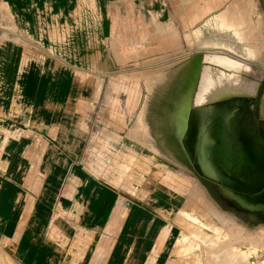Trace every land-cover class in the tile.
Returning <instances> with one entry per match:
<instances>
[{
    "label": "crops",
    "instance_id": "crops-1",
    "mask_svg": "<svg viewBox=\"0 0 264 264\" xmlns=\"http://www.w3.org/2000/svg\"><path fill=\"white\" fill-rule=\"evenodd\" d=\"M183 2L0 0V264H186L179 258L189 239L185 216L203 209V186L217 188L191 165L193 174L181 167L172 173V161L182 158L165 152L157 161L164 173L159 184L130 192L103 175L91 120L113 92L108 79L122 77L125 63L149 80L159 71L155 65H164V92L153 88L150 95L176 97L186 89V96L179 115L170 112L171 103L149 100L151 143L175 154L171 138H179L193 160L187 117L198 106L186 99L201 94L209 78L234 74L236 61L253 65L252 29L264 23V10L244 15L236 41L234 25L203 23V9L192 14L196 23H187ZM82 113H89L88 131L81 128ZM123 131L116 123L111 137L98 140L137 143ZM115 155L125 160L124 153Z\"/></svg>",
    "mask_w": 264,
    "mask_h": 264
},
{
    "label": "rangeland",
    "instance_id": "rangeland-1",
    "mask_svg": "<svg viewBox=\"0 0 264 264\" xmlns=\"http://www.w3.org/2000/svg\"><path fill=\"white\" fill-rule=\"evenodd\" d=\"M187 12V23H196V17L192 15L196 8L198 10H204L203 23H212V19H221L219 22L231 26L234 25L236 34V41L239 40L238 30L242 28L244 15L251 14L259 16L261 9L264 10V3L262 0H183ZM223 9V10H222ZM228 9H235V12L228 16L216 17L211 15L212 12L227 11ZM200 20V22H202ZM216 20H213V22ZM218 22V21H216ZM253 25L252 31V48L251 59L253 65L247 66L249 68L248 75L253 81L261 80L264 77V54L260 47L264 45V23ZM226 26V27H227ZM194 35V34H193ZM190 34L188 38L190 39ZM193 55H188L185 60H189ZM130 57H125L129 59ZM183 61V62H184ZM177 64L168 65L169 68L177 66ZM136 65L125 63L124 74L118 80L108 79L107 86L109 94L102 97L101 104L103 105V111L92 112V137L93 152H96L98 160L101 162L103 175L105 178L112 181H118L124 184V188L133 193L139 190L138 187L147 189V185L159 184L163 179V169L158 166L157 161H162L165 157V152L172 155L173 158H179V160L172 161L174 169H171L174 173L182 169H186L189 173L193 172L187 167L191 165L194 171L198 172V162L189 160L184 154V150L181 148V144L178 142L179 138L172 137L171 141L176 148L175 154L171 153L169 147H158V145L151 143L153 139L148 125L145 121V115L149 104H167L171 103L170 112L180 113V105L184 103L186 96L185 91L180 96L173 95L159 96L154 98L150 95L155 88L156 92H164L165 84L167 83L163 79L160 80V69L164 65H155L156 71L155 79H147L146 76L140 73H133L132 68ZM142 66V65H141ZM192 77L194 72L190 71L188 76V92H193ZM245 84V82H243ZM123 91L122 94H119ZM138 92H146L147 95L137 94ZM260 101L264 104V86L259 88ZM192 94H189L186 102L190 101ZM194 105V104H193ZM195 106V105H194ZM193 106V107H194ZM264 110V106H263ZM260 111V109H259ZM258 111L259 120H261L260 112ZM164 114V113H160ZM166 114V113H165ZM90 120L89 113H82L81 128L88 131L87 123ZM179 118L176 116L175 125ZM137 122L135 124L134 122ZM263 122V121H261ZM116 123H120L123 126V133L127 136H132L137 143H120V144H106L100 142V137H111V131H115ZM158 126L165 128L167 124L164 122H157ZM175 130V128H174ZM90 132V131H89ZM123 133H121L123 135ZM177 137V136H176ZM96 138V139H95ZM149 139V140H148ZM178 140V141H177ZM148 141V142H147ZM183 151V154H181ZM116 152L125 154V160L117 161ZM141 153L137 155L138 153ZM175 155V157H174ZM178 155V156H177ZM166 158V157H165ZM181 160V161H180ZM207 180V179H205ZM208 181V180H207ZM198 182V181H197ZM209 182V181H208ZM205 184V183H204ZM198 185H201L198 182ZM147 186V187H146ZM202 199L204 207L198 214L186 215L187 220L186 230L188 240L182 242L183 246L181 253L179 251V258H182L186 264H264V218L254 216L252 210H249L240 205L234 204L233 201L223 199L218 191L212 190L211 187L206 185L202 187ZM217 209L214 212V209ZM227 212L234 215L238 221L235 222L231 216H228ZM224 214V215H223ZM224 218V219H223ZM231 218V219H230ZM236 223H234V222ZM236 225V226H235ZM240 225V226H239ZM193 240V241H192Z\"/></svg>",
    "mask_w": 264,
    "mask_h": 264
},
{
    "label": "bare ground",
    "instance_id": "bare-ground-1",
    "mask_svg": "<svg viewBox=\"0 0 264 264\" xmlns=\"http://www.w3.org/2000/svg\"><path fill=\"white\" fill-rule=\"evenodd\" d=\"M248 71L247 65L236 61L234 74L209 78L208 87L190 98L188 103L197 105L198 110L187 117L192 122L188 145L199 172L223 199L264 218V104L259 108L257 103L264 77L253 81ZM261 98L263 101L264 95Z\"/></svg>",
    "mask_w": 264,
    "mask_h": 264
}]
</instances>
